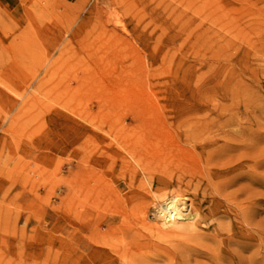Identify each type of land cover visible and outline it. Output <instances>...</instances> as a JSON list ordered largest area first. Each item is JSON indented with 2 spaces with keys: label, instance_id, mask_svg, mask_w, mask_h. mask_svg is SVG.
I'll return each instance as SVG.
<instances>
[{
  "label": "rangeland",
  "instance_id": "rangeland-1",
  "mask_svg": "<svg viewBox=\"0 0 264 264\" xmlns=\"http://www.w3.org/2000/svg\"><path fill=\"white\" fill-rule=\"evenodd\" d=\"M3 1L0 264H96L109 196L152 225L156 196H194L203 138L264 133V0ZM96 180L99 218L74 193Z\"/></svg>",
  "mask_w": 264,
  "mask_h": 264
},
{
  "label": "bare ground",
  "instance_id": "bare-ground-1",
  "mask_svg": "<svg viewBox=\"0 0 264 264\" xmlns=\"http://www.w3.org/2000/svg\"><path fill=\"white\" fill-rule=\"evenodd\" d=\"M217 130L222 135L209 134L196 146L191 203L177 191L156 196L152 225L130 219L126 210L116 211V197L109 196L104 207L108 195L97 180L95 189L69 188L85 199L91 195L97 218L103 207L110 212L108 231L96 235L105 249L96 251L91 263L264 264V209L258 208L264 202V133L250 123L226 122ZM174 163L180 178L191 173L182 159ZM85 211L82 207L80 219Z\"/></svg>",
  "mask_w": 264,
  "mask_h": 264
},
{
  "label": "crops",
  "instance_id": "crops-1",
  "mask_svg": "<svg viewBox=\"0 0 264 264\" xmlns=\"http://www.w3.org/2000/svg\"><path fill=\"white\" fill-rule=\"evenodd\" d=\"M10 1L0 0V39L4 40L19 28V21L13 15Z\"/></svg>",
  "mask_w": 264,
  "mask_h": 264
}]
</instances>
